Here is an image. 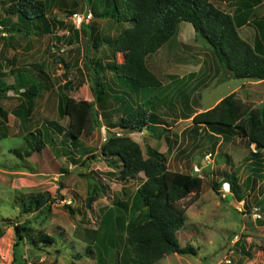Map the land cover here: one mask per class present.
Listing matches in <instances>:
<instances>
[{"label":"rangeland","instance_id":"rangeland-1","mask_svg":"<svg viewBox=\"0 0 264 264\" xmlns=\"http://www.w3.org/2000/svg\"><path fill=\"white\" fill-rule=\"evenodd\" d=\"M210 1L230 14L237 13V8L246 9L247 4L252 6L251 18L257 19L264 14V0ZM102 2L54 0L47 15L49 20L53 21L54 17L58 22L48 33L24 35L7 32L6 28L0 30V79L3 83L12 84L14 74L19 71L37 75L39 71L35 64L41 66L43 74L39 77L44 82L24 124L15 114L21 104L19 95L12 90L0 91V107L6 113V117L0 114V218L3 220L0 222V264L14 263L16 237L13 224L25 220L29 221L27 233L30 236L44 232L53 236L55 242L40 244L43 249L34 251L25 236L27 242L19 249L18 264H136L127 248L126 226L145 218L146 210L135 194L142 177L138 175L135 179L121 181L116 170L107 167L100 154L108 131L104 126H94L90 134L70 143L66 117H60L57 111L62 95L82 99L85 95H79L83 92L79 90L81 85L89 83V88L86 86L89 94L100 87L90 75L91 67L96 63L94 60L102 63L106 60L105 65L113 61L112 54L107 56L106 47L101 50L102 44H109L106 40L101 41L102 34L112 36L115 23L130 26V22L117 23L112 18L97 20L93 17L95 9L102 11ZM8 3V0H0L1 16ZM76 13L82 17L81 21L74 17ZM8 19L14 21L16 17ZM89 25L98 27L100 34L95 33V28L89 30ZM244 29L252 31L253 27L249 25ZM191 44L196 49L189 50V57L182 56L181 62L185 66L192 63L196 70L210 62L211 71L219 73L217 81L204 91V95L202 91L198 92L199 103L203 102L202 98L206 102L241 81L251 80H222L224 69L205 40L198 36ZM123 57L121 54L116 58L122 62ZM106 77L109 79V74ZM66 81L71 84L70 88L64 86ZM103 87L106 90L105 83ZM248 87H242L241 94H245ZM139 93L144 101L153 104L156 99L165 97L167 91L161 87H145ZM262 93L256 96V101L262 98ZM246 102L251 106L254 104ZM263 102L253 107H261ZM178 107L182 110L180 104ZM157 108L166 117L163 126L154 127V130L152 125L148 127L153 132L156 150L167 158L168 168L192 173L196 164L203 171L200 196L187 207L185 225L178 232L180 245H192L196 255L171 253L161 263L264 264V179L252 177L247 185L245 182L248 174L246 159L255 150L254 145L240 135L223 140L221 135L204 126L192 125L188 116L178 121L181 116L177 114L178 108H169L166 103ZM36 129L42 131L45 147L26 155L24 137ZM111 132L122 134L121 130ZM136 133L139 137L142 135L140 131ZM141 144L146 157L148 144L145 140ZM16 149L20 151L15 152ZM209 151L213 161L208 167L203 163V156ZM227 174L237 176L235 183L243 193L242 204L233 199L232 194L227 198L229 190L214 188L215 182L227 181ZM59 184L62 188L57 192ZM38 192H47L54 200L51 212L45 218L20 209L23 197ZM232 238L236 239L233 244Z\"/></svg>","mask_w":264,"mask_h":264},{"label":"trees","instance_id":"trees-1","mask_svg":"<svg viewBox=\"0 0 264 264\" xmlns=\"http://www.w3.org/2000/svg\"><path fill=\"white\" fill-rule=\"evenodd\" d=\"M8 2V6L4 8V16L0 15V30L6 28L7 32L39 35L50 32L51 27L58 22L54 17L53 21L49 20L47 15L54 0ZM249 14L250 10L245 9L237 20L235 15L219 9L210 0H105V9L101 13L94 12L93 15L112 18L118 22H130V26L120 30L115 37L107 38L114 57L106 66L124 83L127 82L132 88H140L160 85L159 79L147 68L145 57L163 45L175 33L180 22L191 24L195 35L202 37L210 46L229 76L264 80V15L254 19L257 33L253 45L237 33V28L246 23ZM10 16H15L16 20L9 21ZM121 54L124 60L119 62L116 57ZM98 65L102 64L98 62ZM34 66L39 71L37 75L16 72L14 82L8 85L0 79L1 92L12 90L19 95L21 104L15 114L22 124L28 121L35 100L44 88V82L39 77L43 74L41 66ZM66 83L67 81L63 83L64 86ZM99 86L94 90V95L95 100L101 102L106 90L103 84L100 83ZM1 109L0 107V114L6 117ZM57 111L60 116L68 117L66 134L72 144L82 135L90 134L94 126L101 127L99 113L92 101L75 100L62 95ZM148 112L142 104L130 107L117 124L122 134L117 135L116 132L108 130L100 146L104 162L116 170L119 180L135 179L140 173L144 176L135 194L146 210L145 218L140 222H130L126 226L127 248L136 264H154L171 253L196 255L192 245H180L177 232L184 226L186 209L199 198L203 184V179L196 173L169 169L166 156L154 148L147 146L148 155L145 157L140 145L124 134L141 132L145 128L149 130L150 124L161 123L155 115ZM192 123L221 135L223 140L236 135L245 137L249 144L254 145L255 150L250 152V158L256 165L259 164L255 170L258 171L262 166L264 102L261 107H253L237 97L235 92H231L212 107L195 113ZM24 138L26 155L45 147L40 129L27 133ZM229 184L230 189L235 191L237 187L234 176L230 177ZM61 188L62 185L59 184L57 192ZM21 200L22 212L35 213L43 218L50 214L54 202L47 192L32 193ZM68 209L72 213L69 207ZM1 221L3 220L0 218ZM13 228L16 237L13 262L16 264L19 263V249L23 243L28 241L31 249L36 251L43 249L44 246L40 244L49 245L55 242L53 236L44 232L30 236L27 233L28 220L14 223ZM25 236H28L27 241L24 240Z\"/></svg>","mask_w":264,"mask_h":264},{"label":"crops","instance_id":"crops-1","mask_svg":"<svg viewBox=\"0 0 264 264\" xmlns=\"http://www.w3.org/2000/svg\"><path fill=\"white\" fill-rule=\"evenodd\" d=\"M103 7L101 10L105 9V0H103ZM251 5V4H250ZM246 5V9L250 10V14L248 17V20L246 21L245 24L240 25L237 30L239 35L244 38L249 44L253 45L257 33V29L254 25V19L256 18H251L252 15V6ZM217 7V5H216ZM220 9V8H219ZM245 8L239 9L237 8V13L232 14L235 15L237 20H239L240 13L244 10ZM222 10V9H221ZM96 13H101L102 11H96ZM264 15V14H263ZM262 15V16H263ZM261 16V17H262ZM93 17H97L94 16ZM100 18H106L110 19L108 17H97V20H101ZM117 23H120L116 21ZM188 23V22H187ZM190 25V27H189ZM185 25L183 22H180L177 26L175 33L163 44L161 45L155 52L148 54L145 57V64L147 68L155 74V76L159 79L160 85L156 86L158 88L161 87V89H164L167 91L166 96L163 98H160V100L156 99L157 101L153 104L150 102L144 101L143 96L139 93L142 91V88L145 87H140V88H135L131 85H128L127 82L124 83V81L121 78H118L114 71H111L107 68L105 65V61L101 60H94L93 66L91 67L90 70V75L93 76V79L98 82L99 84L105 83L107 88H106V94L102 95L103 100L101 102L95 100V95L94 93L90 94L86 93L87 88H89L88 84L85 83L80 86L79 90H83V92L79 93V95H85L83 96V100L87 101H92L99 113V119L101 122V127L107 128V130L114 131V130H119V127L117 126L119 119L121 118L122 115H124L130 107H133L142 104L149 112L157 117L161 121V123L157 124H150L152 125V130H154L157 127L163 126V119L165 120V116L163 113L159 112V107L161 104L166 103V105L169 108L176 109L178 108L177 114L181 115L178 116V121H182L185 118L182 117H189L188 119L192 123V117L195 115L197 112H201L203 110H206L210 107H212L214 104H216L223 96L227 95L228 93L235 92L237 97H239L242 101H250L253 104V106H256V104H260L261 102L264 101V80H245L241 81V83L233 85L229 87V89L219 95L213 96L210 100H205L202 98L201 103H199L200 99V94L198 92L202 91V95H204V91L208 90L209 88L212 87L213 83L217 81L218 75L217 70L216 71H211L210 68V62L205 64L203 68H199V70H196L195 65L192 63L188 65H184L183 62H181L182 59H180L182 56H190L189 50L192 48H195L194 45L191 44L192 41L197 40L198 37H195V32H193V27L191 24ZM252 25L253 29L247 30L244 29L245 26ZM90 27V25H89ZM114 30H112L114 33H112V36H109L108 34H102V39L101 41L108 39H112L115 37L120 30L123 28L127 27L125 24H116L114 26ZM95 28V33L100 34L98 27L93 26V28L90 27L89 30H94ZM116 32V33H115ZM104 46V47H103ZM109 48H108V47ZM107 48V56L110 57V54H112V57H114L113 54V49L110 44L106 45V43L102 44V49ZM191 47V48H190ZM111 48V49H110ZM209 49L208 47H206ZM188 49V50H187ZM211 50V49H209ZM111 51V52H110ZM118 55V53H117ZM104 57V56H103ZM217 59V58H216ZM110 61L109 59H107ZM98 62L101 63L102 65L99 66ZM112 62V60L110 61ZM97 70V72H96ZM197 73V74H196ZM221 73V71H220ZM109 74L110 78L108 79L106 76ZM230 79H238L232 76H229L225 71L223 74L222 80H230ZM69 80V79H68ZM91 80V79H90ZM221 80V81H222ZM91 84V81H89ZM71 84H67L66 87L70 88ZM248 85V91L245 94H241L240 90L242 87ZM87 86V88H86ZM153 88V87H152ZM122 92L125 94L127 97H123V94H120ZM263 92V93H262ZM138 93V94H137ZM259 93V94H258ZM262 93L263 95L261 96L262 98L259 101H256L258 99L256 96H260ZM70 97V96H68ZM73 98V97H72ZM75 100H80L76 99ZM59 102V101H58ZM178 104H180L182 110L179 111ZM201 105V106H200ZM98 106V107H97ZM197 109V110H196ZM175 114V112H172V115ZM59 115V114H58ZM176 115V114H175ZM60 116V115H59ZM62 117V116H60ZM66 117V121L68 124V117ZM173 119H176L173 117ZM154 125V126H153ZM193 125V123H192ZM155 127V128H154ZM137 131L133 132H128L127 135L130 136L134 141H136L141 149H142V141L145 140L148 144L149 147L156 149V141L153 140V132L150 130H146L147 134H144L145 131H141L142 135H139L136 133ZM235 137V136H233ZM160 149V147H159ZM161 150V149H160ZM210 152V151H209ZM207 153V152H205ZM204 153V154H205ZM247 160V168L248 169V174H246L245 177V182L246 185L248 182L254 178H260L264 179V158L262 162V166L256 171L255 169L259 164L256 165V163L248 156ZM213 161V157H212ZM107 165V164H106ZM196 165V164H194ZM256 165V167H255ZM212 166L211 164L208 165ZM108 167V165H107ZM169 167V166H168ZM255 167V168H254ZM110 169H113L111 167H108ZM172 170V169H171ZM187 173V172H185ZM193 173V172H192ZM232 175V174H231ZM230 174H227V181H217L214 184V188L217 190L220 188V190H229L227 193V198L230 197L231 195L233 199L239 200L240 204L244 201V198L241 197L243 193L239 192V186L236 185V190L231 191L230 189ZM235 175V174H234ZM139 176L142 177L141 181L143 180L144 176L142 173L139 174ZM236 176V175H235ZM237 177V176H236ZM235 177V181H236ZM141 183V182H140ZM139 183V184H140ZM240 184V183H239ZM138 187V186H137ZM231 192V193H230ZM185 225V224H184ZM180 231V230H179ZM178 231V232H179ZM177 232V237L179 241V236ZM237 236V235H235ZM232 244L235 242V238H232ZM182 246V245H181ZM169 254L165 255L162 257L160 260L155 262L154 264H164L161 263Z\"/></svg>","mask_w":264,"mask_h":264},{"label":"built area","instance_id":"built-area-1","mask_svg":"<svg viewBox=\"0 0 264 264\" xmlns=\"http://www.w3.org/2000/svg\"><path fill=\"white\" fill-rule=\"evenodd\" d=\"M75 18H78L80 21L82 20V17L79 16L77 13L74 14ZM212 162V153L211 152H207L204 154L203 156V163L205 166H208L209 164H211ZM193 173H196L199 177H203V171H202V167H200L199 165H194L193 167Z\"/></svg>","mask_w":264,"mask_h":264},{"label":"water","instance_id":"water-1","mask_svg":"<svg viewBox=\"0 0 264 264\" xmlns=\"http://www.w3.org/2000/svg\"><path fill=\"white\" fill-rule=\"evenodd\" d=\"M143 131H146V129H143Z\"/></svg>","mask_w":264,"mask_h":264}]
</instances>
